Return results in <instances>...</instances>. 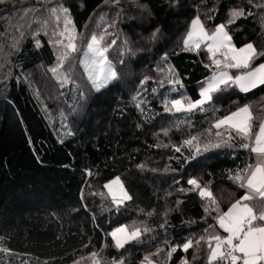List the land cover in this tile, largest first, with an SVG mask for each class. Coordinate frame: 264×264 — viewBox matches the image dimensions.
Returning a JSON list of instances; mask_svg holds the SVG:
<instances>
[{
  "label": "trees",
  "instance_id": "1",
  "mask_svg": "<svg viewBox=\"0 0 264 264\" xmlns=\"http://www.w3.org/2000/svg\"><path fill=\"white\" fill-rule=\"evenodd\" d=\"M61 5L69 8L77 33L90 36L107 29L105 42L109 43L121 32L128 46L137 50L114 66L120 78L100 92L93 91L85 77L81 82L78 67L71 77L79 81L63 87L47 71L63 51L50 40L59 39L53 34L64 29L63 17L57 22L48 9ZM234 6L254 15L228 24L233 43L241 47L251 42L264 50V8L252 7L248 0H120L118 5L112 0H6L0 4V247L9 250L0 252V264H73L77 260L91 264L81 257L102 248L100 255L107 264L113 258L141 264L158 247L164 251L152 257L154 264H180L181 257L190 264H207V246L188 253L177 251L171 261L166 258L169 245L199 239L205 229L223 234L215 220L217 213H206L205 201L196 192L178 189L190 187L189 176L211 181L220 210L227 211L243 194L227 178L228 170L253 163L254 156L238 146H224L184 163L188 149L178 153L173 146L190 134H201L202 142H215L216 129H211L213 135L205 131L215 118L244 104L264 107L260 99L264 86L249 93L229 88L216 94L219 111L215 113H167L160 91L168 84L163 65L168 62L186 94L199 98L200 82L211 75L204 67L210 61L206 51H184L182 38L196 15L214 30L227 24ZM113 21L116 26L109 27ZM42 22L47 27L42 28ZM156 28L160 29L158 39L151 41ZM77 44L84 47L81 40ZM78 53L71 56L76 58ZM259 63H264V57L254 61ZM145 76L150 79L141 87ZM139 101H143V112L136 107ZM163 129H169L167 136ZM167 166L175 171L165 172ZM116 176L133 197L119 211L103 187ZM177 201H181L179 207ZM134 222L152 229L142 242L119 251L104 248L112 244L107 232Z\"/></svg>",
  "mask_w": 264,
  "mask_h": 264
},
{
  "label": "snow or ice",
  "instance_id": "2",
  "mask_svg": "<svg viewBox=\"0 0 264 264\" xmlns=\"http://www.w3.org/2000/svg\"><path fill=\"white\" fill-rule=\"evenodd\" d=\"M105 2L108 3L109 0H105ZM112 2L118 5L120 0H112ZM4 3L6 0H0V4ZM248 3L255 8H264V2L248 0ZM140 7L145 6L140 5ZM48 11L55 16L57 22L61 16L64 21V29L55 31L53 34L59 39L50 40L54 47L62 48L63 51L57 54L56 65L47 69L57 78V82L62 87L68 83L76 84L71 75L67 71L61 73V69L64 68L65 62L69 60L70 56L78 52H82V56L79 57V64L84 68V74L93 91L100 92L112 81L120 78L118 71L107 55L111 46L116 43L115 40L109 43L105 42L106 35H109L107 29L103 33L94 32L90 36L77 33L68 7L61 5L59 8L48 9ZM210 11H215V9H210ZM119 15L118 12L117 16ZM252 15L254 13L250 10L246 11L243 7L234 6L230 10L227 24L216 25L214 30L207 28L199 14L193 17L183 39V50L193 51L197 54L201 50L206 51L210 63L205 64L204 67L211 72V75L200 82L199 98L193 99L180 92L184 88V84L175 69L168 65L169 75L165 79L172 86V92H180V98L169 99L166 96L163 100L165 112L194 114L198 111L207 112L210 110L215 113L219 111L215 107L216 94L225 92L229 88H236L242 93H249L264 86V63L254 64V61L264 57V50L258 49L251 42L237 47L233 43L230 31L227 30L228 24H235L237 20ZM208 18L211 19L212 17ZM261 20L262 27H264V16L261 17ZM41 26L45 28L47 23L42 22ZM115 26V21L109 24V27L114 28ZM159 33L160 29L156 28L151 33L150 40L158 39ZM65 40L67 43H64ZM77 40L83 42V48L78 46ZM125 43L127 44V41ZM18 44L19 41H16L13 47H17ZM36 46H41L39 41L36 42ZM138 50L142 51L143 49ZM136 51L129 47L126 52H121L120 55H135ZM163 59L167 61V56L165 55ZM120 62L123 63V60ZM149 79L150 77L145 76L140 81V86L143 87ZM163 83L164 81H160L161 86ZM153 91L156 90L153 89ZM80 95L83 97L85 93L81 91ZM133 99L136 100V97ZM260 99L264 101V96H261ZM142 103L143 101L136 103V107L141 112H143ZM206 105H211V108L206 107ZM61 116L63 117L64 114L61 113ZM212 128L216 129L214 135L217 139L215 142L211 140L202 142L201 134H190L179 146H173L175 152L178 153L181 152L182 148L188 149L190 155L184 156V163L194 161L203 153L224 146H238L249 151L255 158L254 163H248L243 168L228 170L227 178L244 191L239 198L231 203L227 211L220 210L219 201L209 186L211 181L203 182L201 177L189 176L187 184L190 187L187 189L180 188L178 191L196 192L201 200L205 201L204 211L217 213L215 220L219 229L223 230V234L209 233L205 229V234L199 239H186L182 243L169 245L166 258L171 261L173 254L177 251L188 253L189 249L200 250L203 246H207V264H264V107L254 109L251 104L237 106L234 111H229L225 115L215 118L211 127L205 131L209 135H213ZM162 131L167 136L169 129ZM237 141H239L238 145ZM164 146L167 147L168 145ZM138 167L143 169L144 165H138ZM170 170L175 171L170 169V166L164 169L165 172ZM152 171H157V169H152ZM87 174L92 175L90 171ZM176 182L179 183V181ZM103 187L107 190V198H110L117 211L122 206H126L127 201L133 199L119 176L109 180ZM96 194L91 193V195ZM99 195L104 198V193ZM180 203L181 201H177V207ZM148 215L151 216L152 213H148ZM93 220L95 221V217ZM151 230L147 225L141 227L135 222L131 225H121L106 233V236L111 237L112 244H105L104 248L111 246L119 251L124 249L126 245L142 242V237ZM166 243L168 242L166 241ZM102 251L103 248L100 251H93L88 257H81V259H89L91 264H107L100 255ZM162 251L164 249L158 247L155 252L145 255L141 264H154L152 257L158 256ZM0 252H9V250L0 247ZM196 255L197 252H194V258ZM73 264H80V261H74ZM110 264H125V261L113 258ZM180 264H190V262L186 257H181Z\"/></svg>",
  "mask_w": 264,
  "mask_h": 264
},
{
  "label": "rangeland",
  "instance_id": "3",
  "mask_svg": "<svg viewBox=\"0 0 264 264\" xmlns=\"http://www.w3.org/2000/svg\"><path fill=\"white\" fill-rule=\"evenodd\" d=\"M186 33H185V35L182 38V45H183V39L185 38ZM115 41H116V43L111 46V48L109 49V52L107 53L109 59L112 61L114 66L119 64L121 60H123L127 55H129V54H126V55H123V56L120 55L121 52H126V50L129 48L128 43L127 44L125 43L126 39H125V37L123 36V34L121 32H118V36H117ZM77 55L78 56L76 58L74 56H70L69 60H67L65 62L64 68L61 69V73H63L66 70H69L68 73L70 75H72L75 72V70H77L76 68L78 67V70L80 69L79 72H78V77L80 76L81 77V82H83V80H82L83 77H85L86 80H87V77L84 74V68L81 67V65L79 64V57L82 56V52H79ZM163 65H164V68H165L167 74L169 75V73H168V65H170V64L168 62H166V63L164 62ZM232 71H235V70H232ZM77 79L79 81V78H77ZM77 79H75V80H77ZM171 87L172 86L168 83L160 91V97H161L162 105H163V100H164V98L166 96L169 99H171V98H180V92H183V93L186 94L184 88L181 89L180 92H172L171 91ZM105 192L107 193L106 189H105Z\"/></svg>",
  "mask_w": 264,
  "mask_h": 264
},
{
  "label": "crops",
  "instance_id": "4",
  "mask_svg": "<svg viewBox=\"0 0 264 264\" xmlns=\"http://www.w3.org/2000/svg\"><path fill=\"white\" fill-rule=\"evenodd\" d=\"M254 160H255V158H254ZM254 160H253V163H254ZM242 191H244V190H242Z\"/></svg>",
  "mask_w": 264,
  "mask_h": 264
}]
</instances>
